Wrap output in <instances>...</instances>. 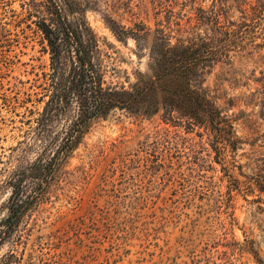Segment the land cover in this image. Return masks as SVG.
<instances>
[{
  "label": "rangeland",
  "instance_id": "1",
  "mask_svg": "<svg viewBox=\"0 0 264 264\" xmlns=\"http://www.w3.org/2000/svg\"><path fill=\"white\" fill-rule=\"evenodd\" d=\"M32 1L45 0H0V221L12 194L4 183L9 172L36 158L20 143L43 106L38 86L50 65L38 18L26 5ZM80 1L91 8L87 19L101 41L107 82L126 87L147 71L148 59L138 56L135 39L119 41L109 21L126 28L143 22L154 31L214 6ZM250 1L245 13L231 0L220 5L239 38L227 67L237 82L226 75L219 91L220 106L236 120L237 149L221 141L216 151L208 135L158 115L111 112L89 126L43 203L25 214L21 242L15 233L2 242L0 264L12 251L19 264H264V15L254 17Z\"/></svg>",
  "mask_w": 264,
  "mask_h": 264
},
{
  "label": "trees",
  "instance_id": "2",
  "mask_svg": "<svg viewBox=\"0 0 264 264\" xmlns=\"http://www.w3.org/2000/svg\"><path fill=\"white\" fill-rule=\"evenodd\" d=\"M224 1L228 0H213L214 6L208 10L194 8L187 23H172L168 17L169 21L154 31L143 22L126 28L109 21L108 27L119 41L135 39L138 56L148 59L147 71L139 73L129 87L107 82L105 56L87 19L91 9L87 4L80 0L26 4L29 13L38 18L50 65L38 86L43 106L32 112L25 141L20 143L23 151L35 149L36 158L29 166L9 172L4 182L12 194L7 215L0 221V245L14 233L15 243L21 242L25 214L43 203L51 182L69 162L89 126L111 112L126 111L143 118L158 115L167 125L208 135L216 151L221 141L237 149L236 120L219 104V91L229 81L226 75L237 82V73L227 67L232 68L231 48L239 41L238 33L223 22L225 12L220 5ZM231 1L242 13V6L252 3ZM251 9L253 16L261 19L264 0H256ZM213 76L214 88L209 85ZM12 252L2 264H19Z\"/></svg>",
  "mask_w": 264,
  "mask_h": 264
}]
</instances>
